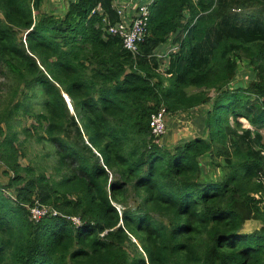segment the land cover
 I'll use <instances>...</instances> for the list:
<instances>
[{"label":"trees","instance_id":"trees-1","mask_svg":"<svg viewBox=\"0 0 264 264\" xmlns=\"http://www.w3.org/2000/svg\"><path fill=\"white\" fill-rule=\"evenodd\" d=\"M44 1L0 0V264H264V0H140L137 55L106 32L115 0ZM162 105L207 106V135L158 143ZM25 141L56 172L23 165Z\"/></svg>","mask_w":264,"mask_h":264},{"label":"rangeland","instance_id":"rangeland-1","mask_svg":"<svg viewBox=\"0 0 264 264\" xmlns=\"http://www.w3.org/2000/svg\"><path fill=\"white\" fill-rule=\"evenodd\" d=\"M69 0H45L42 9L49 13H54L56 15H62L66 7L68 5ZM173 50V45L171 42L161 46L157 53L159 55L166 56V61L169 62L170 54ZM168 62L163 64L164 68H167ZM250 73V68H243L239 72L238 80H242L245 74ZM243 77V78H242ZM11 80L6 76L0 77V96L3 98L7 94V92L11 88ZM211 94L214 95L215 91L211 90ZM67 95V94H66ZM2 98H0V106L2 105ZM207 106H199L194 109L184 110L177 113H168L166 122H167V130L166 133L159 138L160 144L165 145L168 148H172L176 144L184 142L186 140L192 139L195 136L207 135L206 128V113ZM73 111V110H72ZM21 118V125L18 129L21 131L24 126H29L33 119L29 118L25 114L19 115ZM243 124L245 127H250V124L243 120ZM264 134V130H263ZM25 134L23 132L20 133V139L24 140ZM21 148V162L23 165L27 164H35L39 165V167L45 170L48 174L51 172H56L53 168V163L57 160V155L53 154L51 156H47V154L51 151V148L47 143L41 142L31 143L30 141H25L20 145ZM206 168V166H205ZM5 166L3 163H0V183H7L9 176L3 173ZM207 169V168H206ZM208 170V169H207ZM14 194V191L12 190ZM133 204V200L129 201ZM120 207V205H118ZM259 223L256 221H248L244 225V230L250 231L256 227H258Z\"/></svg>","mask_w":264,"mask_h":264},{"label":"built area","instance_id":"built-area-1","mask_svg":"<svg viewBox=\"0 0 264 264\" xmlns=\"http://www.w3.org/2000/svg\"><path fill=\"white\" fill-rule=\"evenodd\" d=\"M149 3H140V0H115L114 6L120 17V20L111 23L104 18L106 22V32L108 34H115L122 38L123 46L126 50L130 51L133 55H137L140 51L141 43L145 40L148 27L150 8ZM94 10L93 13H95ZM100 15H103L102 11H98ZM157 53V52H156ZM158 56H163L159 55ZM167 108L165 106L159 107L152 115L150 119V127L154 134L156 141L159 142V138L166 133L168 115ZM47 210L40 206L32 208L33 218L39 219L44 215ZM78 221L77 218H75Z\"/></svg>","mask_w":264,"mask_h":264},{"label":"water","instance_id":"water-1","mask_svg":"<svg viewBox=\"0 0 264 264\" xmlns=\"http://www.w3.org/2000/svg\"><path fill=\"white\" fill-rule=\"evenodd\" d=\"M64 96H65V98H66V100H67V102H68V104H69V107H70V109L74 111V109H73V106H72V103H71V101H70V98H69V96H68V95H66V94H64Z\"/></svg>","mask_w":264,"mask_h":264}]
</instances>
